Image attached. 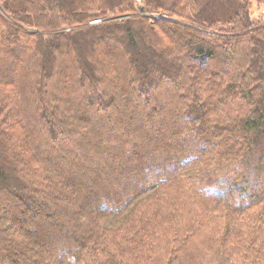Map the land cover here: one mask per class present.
Returning a JSON list of instances; mask_svg holds the SVG:
<instances>
[{"label": "trees", "instance_id": "trees-1", "mask_svg": "<svg viewBox=\"0 0 264 264\" xmlns=\"http://www.w3.org/2000/svg\"><path fill=\"white\" fill-rule=\"evenodd\" d=\"M141 1L0 0V264H264V22Z\"/></svg>", "mask_w": 264, "mask_h": 264}, {"label": "rangeland", "instance_id": "rangeland-1", "mask_svg": "<svg viewBox=\"0 0 264 264\" xmlns=\"http://www.w3.org/2000/svg\"><path fill=\"white\" fill-rule=\"evenodd\" d=\"M133 3H134L133 5H134V9H135V15L143 16V17L150 16V14L145 12L141 0H133ZM249 12H250V16L253 19V21H255L256 23L264 22V4L259 3L255 0H250L249 1ZM125 17H127V16H118V17H115V19H123ZM159 17H163V16H159ZM97 19L101 20L97 24L102 23V21L105 20V19H100V18H97ZM92 20H95V19H92ZM89 22H88V24H89ZM27 31L32 32L33 29H27Z\"/></svg>", "mask_w": 264, "mask_h": 264}, {"label": "built area", "instance_id": "built-area-1", "mask_svg": "<svg viewBox=\"0 0 264 264\" xmlns=\"http://www.w3.org/2000/svg\"><path fill=\"white\" fill-rule=\"evenodd\" d=\"M140 6V5H139ZM101 20H99V19H95V20H92V21H90L89 22V24H97L98 22H100Z\"/></svg>", "mask_w": 264, "mask_h": 264}, {"label": "water", "instance_id": "water-1", "mask_svg": "<svg viewBox=\"0 0 264 264\" xmlns=\"http://www.w3.org/2000/svg\"><path fill=\"white\" fill-rule=\"evenodd\" d=\"M0 12H1V14H3L1 7H0Z\"/></svg>", "mask_w": 264, "mask_h": 264}]
</instances>
